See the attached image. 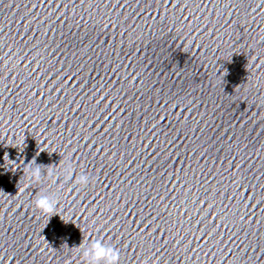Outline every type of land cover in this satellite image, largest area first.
Masks as SVG:
<instances>
[{
    "label": "clouds",
    "instance_id": "1",
    "mask_svg": "<svg viewBox=\"0 0 264 264\" xmlns=\"http://www.w3.org/2000/svg\"><path fill=\"white\" fill-rule=\"evenodd\" d=\"M41 166L38 165L35 168L29 169V177L34 181H39L41 178ZM48 167V166H44ZM67 178H72L71 165H68ZM51 175V173H49ZM89 178L87 175H80L77 178V183L81 185H87ZM35 207L42 213L47 214L49 219L56 215V201L47 195L39 196L35 200ZM79 249V254L83 257L86 264H119V253L111 247L105 246L100 240L89 241L86 246L81 243L76 246Z\"/></svg>",
    "mask_w": 264,
    "mask_h": 264
}]
</instances>
